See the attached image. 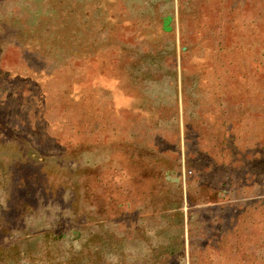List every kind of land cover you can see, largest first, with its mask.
I'll return each instance as SVG.
<instances>
[{"label":"rangeland","instance_id":"1","mask_svg":"<svg viewBox=\"0 0 264 264\" xmlns=\"http://www.w3.org/2000/svg\"><path fill=\"white\" fill-rule=\"evenodd\" d=\"M0 264H264V0H0Z\"/></svg>","mask_w":264,"mask_h":264},{"label":"water","instance_id":"2","mask_svg":"<svg viewBox=\"0 0 264 264\" xmlns=\"http://www.w3.org/2000/svg\"><path fill=\"white\" fill-rule=\"evenodd\" d=\"M169 21H170V17L169 16H166L163 21H162V25H161V29L163 32H168L170 30V27H169Z\"/></svg>","mask_w":264,"mask_h":264},{"label":"trees","instance_id":"3","mask_svg":"<svg viewBox=\"0 0 264 264\" xmlns=\"http://www.w3.org/2000/svg\"><path fill=\"white\" fill-rule=\"evenodd\" d=\"M90 15V12H86L84 15H83V17H87V16H89ZM38 158H40V157H38Z\"/></svg>","mask_w":264,"mask_h":264}]
</instances>
